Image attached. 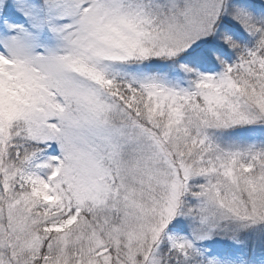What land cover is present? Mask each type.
Masks as SVG:
<instances>
[{"label": "snow or ice", "instance_id": "snow-or-ice-1", "mask_svg": "<svg viewBox=\"0 0 264 264\" xmlns=\"http://www.w3.org/2000/svg\"><path fill=\"white\" fill-rule=\"evenodd\" d=\"M0 264H264V0H0Z\"/></svg>", "mask_w": 264, "mask_h": 264}]
</instances>
